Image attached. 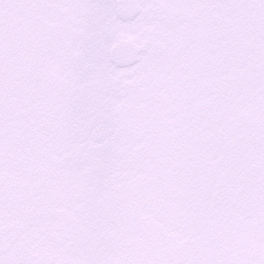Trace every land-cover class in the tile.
<instances>
[{"label": "snow or ice", "instance_id": "obj_1", "mask_svg": "<svg viewBox=\"0 0 264 264\" xmlns=\"http://www.w3.org/2000/svg\"><path fill=\"white\" fill-rule=\"evenodd\" d=\"M0 264H264V0H0Z\"/></svg>", "mask_w": 264, "mask_h": 264}]
</instances>
